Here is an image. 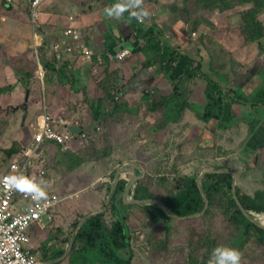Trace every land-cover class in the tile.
<instances>
[{
	"label": "crops",
	"instance_id": "crops-1",
	"mask_svg": "<svg viewBox=\"0 0 264 264\" xmlns=\"http://www.w3.org/2000/svg\"><path fill=\"white\" fill-rule=\"evenodd\" d=\"M190 2L143 0V7L150 15L141 22L133 19L129 12H124L119 18L108 17L104 10L114 4L109 0H46L40 7L39 19H31L34 28L38 30L51 24L46 33L31 29L11 16L6 18V29L13 34L7 36L10 41L7 45L4 36L1 45L10 63L13 62L17 67L7 65L6 59H0V112L3 113L0 115V126L2 123L7 126L5 134L9 140L6 141L8 151L5 158L10 160L3 173L10 172L13 163L22 162L30 154L36 134L42 130L46 116L51 115L70 123L60 124V129L64 132L71 131L70 127L82 128L81 132L71 131L78 139L74 142L72 152H79L86 146L81 139L82 133H86L89 142L96 141L94 153L103 167H110L114 161L116 166L111 169L116 170L118 164H121L116 173L120 176L124 168L128 170L135 167L139 179H143L150 173L158 175L170 163H177V169L183 172L187 167L184 163L186 160L182 158L185 153L193 155V162L204 161L199 157L200 153H212L210 162L218 161L215 164L218 169H231L237 186L243 193L250 195L240 184V176L243 174L240 163L228 160L230 152L224 145L231 141L229 134L233 138L239 132L244 148L238 152L245 155L243 159L249 163L244 173L252 170L264 172V158H258L260 154H264V105L257 104L253 99L258 88L264 86V51L259 49V44L263 41L251 44L241 31L224 25L223 22L214 21L213 29L202 23L196 27ZM6 6L10 9L9 5ZM61 15H64V24L54 22ZM69 28L80 31L79 41L66 36L65 31ZM153 34L162 46L166 45L179 56L187 68L194 72L193 76L182 75L173 81L170 74L172 71L165 69L168 67L166 63L163 67L159 63L149 65V56L154 57V52L147 48V44ZM55 44H60L63 48L62 60L55 56ZM68 45L75 48L74 53L66 52ZM253 46V53L248 54ZM201 47L205 48L204 52L200 50ZM124 49L132 50V54L122 61L116 60V52ZM87 50H93L95 55L89 58L85 54ZM205 50H211L213 57ZM241 55L247 57L239 65L237 62ZM226 56L230 61L233 60L234 65L224 68L222 73L218 72L226 66ZM99 57H103L102 64L98 62ZM49 64H52L50 68ZM111 75L117 76L116 87L112 91L114 98L109 97L104 90ZM206 76L221 87L225 97L223 121L219 124L217 120H203L208 104ZM177 84L178 89L175 88ZM236 92L241 93V98L252 100H238ZM250 110H253V115L249 114ZM232 114L233 122L227 125ZM257 118L262 123L250 134V122ZM108 145L110 150H121L130 159L116 163L112 151L109 155ZM52 147L61 148L55 142H46L39 149L34 156L38 159L34 171L44 169L50 175L46 150ZM137 149L141 153L138 157L134 154ZM14 152L22 156L19 161L11 159L10 154ZM226 160L228 162H220ZM213 168L205 171H217ZM34 171L30 174L33 173L36 178ZM204 177L205 175L201 179L202 188ZM46 178L38 183L41 188L44 187ZM263 190L264 188L257 189L255 193ZM58 192L56 190L54 194H59ZM125 194L126 191L123 193L126 202ZM106 210L107 208L92 214L100 215L106 213ZM256 223L264 226L263 222ZM43 225L31 229L32 241L28 245L36 255L40 249L35 240L36 234L42 230ZM78 230L72 239H67L68 244L64 248L66 252L62 258L72 255L80 232ZM235 245L234 242L231 248ZM45 252L47 251L44 249L43 253ZM62 258L56 262L60 263ZM51 263H55V260L46 263L39 261V264Z\"/></svg>",
	"mask_w": 264,
	"mask_h": 264
},
{
	"label": "rangeland",
	"instance_id": "rangeland-1",
	"mask_svg": "<svg viewBox=\"0 0 264 264\" xmlns=\"http://www.w3.org/2000/svg\"><path fill=\"white\" fill-rule=\"evenodd\" d=\"M33 1L34 0H15L13 3L9 4L8 0H0V59H6L7 65L16 66L13 62L10 63L6 53H4L3 45H1L4 36L6 37L5 43L7 45V42H10L7 36L13 34L11 30L7 31L6 29V18L11 16L16 21L22 22L30 26L31 29H36L38 32L41 31V33H46L45 31L50 28L49 25L51 24L45 25L41 30L34 28V22L31 21L33 10L31 3ZM190 1L189 6L192 9L191 15L195 19L193 23L196 27H199L202 23L205 24L204 26H209L213 29L215 27L214 21L219 23L223 22L224 25L227 24L229 27L239 32L241 31L244 38L248 41L250 40L251 44L254 42L256 44L257 41H259V43L263 41V43L259 44V49L264 51V7L257 12V21L261 22L262 27L258 30V33H255L252 23L244 20L242 17L243 12L249 11L255 7V3L252 1ZM44 2H46V0H43L38 6L39 12ZM6 3L10 6V9L7 8ZM250 15L252 14L249 13L247 18ZM63 16L64 15H61L55 18V21L53 19V21L64 24V22H62L64 21ZM216 17L218 20H216ZM248 33H251L254 37H259L253 40L249 39ZM201 48L200 50L204 52L205 48ZM253 50L254 46L248 54L253 53ZM205 51L208 55L213 57V52L211 50ZM216 53H218V49ZM246 57L247 55H241L237 63L240 65ZM224 60L226 66L218 72L222 73L224 68L234 65L232 62L233 60L230 61L228 56H226ZM263 89L264 86L258 88L253 96L254 100H257ZM236 96L238 100L242 97L239 92H236ZM241 99L245 102L252 100L247 97ZM249 114L253 115V110H250ZM0 115L2 116L3 113L0 112ZM0 121H2V118H0ZM3 125L2 123L0 126V174L6 171L10 163V160H6L5 158L6 151H8L6 148V143L8 142L6 141L9 140V137L5 134L7 126ZM229 138L231 141L229 140L228 145H224L226 150L230 152L229 156H226L229 157L228 160H231V162L240 163L243 172L240 176L241 187L244 190L247 189L245 192L253 196L257 189L262 190L264 188V172L261 170H252L245 174L244 170L249 167V163L243 159L245 155L238 152V150L244 148L240 140L241 137L239 132L235 133L233 138H231L229 134ZM96 145V141L92 140L86 144L85 147L81 148L79 152L67 153L57 147L46 150L48 158L47 163L51 173L46 178V182L42 188L45 193L49 195L54 194L56 190H58L59 194L67 197V201L63 203L59 210H55V212H58L56 219L52 222H48L47 225H43L42 230L37 231L35 240L37 245H40L39 253L37 254L40 262L44 260L46 254L51 256V252L53 254L56 250L54 246L50 245V238H52V236L59 238L61 243L67 239H72V236L78 230L76 224L89 214L107 208V220L109 224L114 222L118 215L116 216V213L113 214L111 212L110 209L112 204H115L117 211L122 216H125L126 225L131 232V246L134 252L132 264H207L212 249L217 245L223 244L232 247L235 242V237H237L235 236L237 229L234 224L229 221V217L226 215L228 212L227 207H225V203L223 202L219 203L217 201L211 208L208 207L211 210L209 214L187 219H176L171 216L170 220L152 219L145 208L146 206L129 205L126 203L129 201H124L123 194L118 195L117 201L110 199L109 204H107L111 188L114 184L115 175L117 170L121 167V164H118V169L116 170L111 169L116 166L114 161H112L110 167H103L101 161L97 159L94 153L97 148ZM133 145H136V143ZM112 149L113 150H110L109 145L107 146L109 155L110 151H112V157H116V163H121L130 159V156L128 154H123L121 150L115 151V148ZM128 152H130V150H128ZM139 153L137 149V152L134 154L138 157L140 156ZM10 155L13 161H19L22 157L16 152ZM199 157L203 158L204 161L193 162L195 161L193 160V155L187 152L182 156V158L186 160L184 163H186L187 166L183 169V172L177 169L179 168L177 163H170L164 170H160L158 175L156 173H150V175H145L144 179L137 181L143 184V186L147 185L149 191L154 194L155 199L174 194L177 191L176 180L183 176L195 175L199 177L203 171L216 167L215 164L218 163V161L210 162L209 159L212 158V153H200ZM258 158L262 160L264 154H260ZM42 163L45 164L44 161H42ZM106 168H108V170H106ZM218 168L216 167L213 169L217 170ZM125 169L126 168H124V171ZM128 171L122 172V179L130 180V178L138 176L137 171V175L132 173L133 170H130L131 172ZM151 171L154 172L153 170ZM243 175L245 176L243 177ZM131 197L132 192L129 193L128 198L131 199ZM122 198L126 204L124 202L122 203ZM132 200H134V198ZM252 219L257 222L254 217H252ZM44 220L48 221V218L45 217ZM44 249L47 252L43 253ZM235 249H238L242 253L241 264H264V247L259 244L255 236L245 239L242 243L238 244ZM69 263L70 255H67L62 258L61 262L58 264Z\"/></svg>",
	"mask_w": 264,
	"mask_h": 264
},
{
	"label": "trees",
	"instance_id": "trees-1",
	"mask_svg": "<svg viewBox=\"0 0 264 264\" xmlns=\"http://www.w3.org/2000/svg\"><path fill=\"white\" fill-rule=\"evenodd\" d=\"M114 4L117 0H109ZM228 1V0H222ZM241 2L243 0H240ZM255 3V7L249 11H245L242 14L244 20L251 22L254 27V32L258 33V30L262 27L261 22L257 21V12L264 7V0H248ZM9 4L13 3L9 1ZM7 5V3H6ZM10 7V6H9ZM251 13L247 18V15ZM249 39H257L259 36L254 37L251 33H248ZM147 48L154 52V57L149 56V65L163 64L166 63L168 67H165L167 71H172L171 77L173 81L178 80L182 75L191 77L194 72L187 68L186 64L179 59V56L172 52L166 45L162 46L160 41L157 39L156 35H150ZM108 58V57H107ZM52 64H49V68ZM48 67V66H47ZM199 70L201 68L198 67ZM208 86L206 90V111L203 114V120L206 122H211L212 120H217V124L223 121V110L225 105V97L222 95L221 87L214 82L211 78L207 77ZM187 79V78H186ZM117 83V76L111 75L108 77L107 82L104 85V90L109 97H115L112 91L115 89V84ZM178 89V84L175 86ZM177 91V90H176ZM174 93H177V92ZM172 100H170L171 102ZM257 104L262 103L264 105V89L259 94ZM235 102V101H234ZM168 104V102H167ZM187 107H190L187 106ZM225 116V115H224ZM234 115H231V120L227 124L229 125L233 121ZM225 118V117H224ZM261 119H252L250 122V134L254 132L255 129L261 124ZM70 153V152H67ZM129 170V171H128ZM125 170L124 172L133 170L132 173L136 174L137 168H131ZM35 175L31 173L26 181L28 183L38 184L40 180L34 178ZM114 177V176H113ZM46 178V177H45ZM197 176H183L177 181L176 189L174 194H170L165 197H159V201L165 205V207L172 212L176 213L181 217H187L190 215H196L202 213L205 209V200L201 194L200 187L197 183ZM35 180H38L34 182ZM233 180L234 177L231 173H210L205 175L203 181V191L206 193V197L209 201V207L211 208L215 202L225 203L227 207L226 215L229 217V221L232 222L237 229L235 233V243L233 248H237V245L242 243L245 239L255 236L259 242L264 247V229L250 220L248 216L244 214V211L250 213H258L259 216H253L258 222H263L264 224V190L256 192L253 196L247 195L241 191L239 187H236L235 194L237 200L242 207L237 203L234 198L233 193ZM130 180L122 179L119 181L116 190L112 196L113 201H117L118 195H122L129 184ZM132 192V197L134 200H147L155 199L153 193H151L143 184L137 185ZM157 199V200H158ZM123 203V198H122ZM152 219L159 220H170L171 216L164 212L157 205H149L145 207ZM210 208L205 211L204 214H209L211 212ZM111 212L116 213V220L112 222L109 226L106 213L94 216L87 220L84 226L81 228L77 235L76 242L74 245V250L70 256V264H132L133 260V250L131 246V232L128 230L126 225L125 216H122L116 208L115 204L111 205ZM57 217V212H53ZM120 217V218H119ZM79 222L76 224V228L79 227ZM41 226V225H40ZM38 224L33 227V230L40 227ZM50 245L56 248L55 252L51 256L46 255L43 262H48L52 260H57L65 255V247L68 244V240L61 243L59 238L52 236L50 239ZM58 264V262L51 263Z\"/></svg>",
	"mask_w": 264,
	"mask_h": 264
},
{
	"label": "built area",
	"instance_id": "built-area-1",
	"mask_svg": "<svg viewBox=\"0 0 264 264\" xmlns=\"http://www.w3.org/2000/svg\"><path fill=\"white\" fill-rule=\"evenodd\" d=\"M42 1L34 0L31 3L34 21L39 19L38 4ZM65 34L76 41L81 39V33L76 28L67 29ZM65 49L67 53L75 52V48L70 45ZM54 50L56 58L62 60L64 55L62 46L55 44ZM85 54L89 58L95 55L93 50H87ZM131 54L132 50L124 49L116 52L114 58L122 61ZM98 62L102 64L103 57H99ZM60 124L68 125L70 123L63 118L56 119L47 115L42 130L35 136L30 154L22 162L13 163L11 171L0 176V264H39L38 256L28 245L32 241L31 229L37 224H45L47 221L44 220L45 217L49 222H52L53 212L67 200L59 194L36 199L21 190L28 189L33 184V182L28 183L26 179L30 172L36 169L35 162L38 159L34 156L46 142L57 143L65 152L74 150V142L78 140L75 138L76 134L71 131H62ZM81 139L85 141L84 145L89 143L86 133H82ZM34 172L39 180L49 176L44 169ZM16 180L20 181L18 186L14 184Z\"/></svg>",
	"mask_w": 264,
	"mask_h": 264
},
{
	"label": "clouds",
	"instance_id": "clouds-1",
	"mask_svg": "<svg viewBox=\"0 0 264 264\" xmlns=\"http://www.w3.org/2000/svg\"><path fill=\"white\" fill-rule=\"evenodd\" d=\"M104 11L106 15L111 18H119L124 12H129L133 19L141 22L150 15L148 10L143 7V0H117L115 4L105 8ZM19 183V180L14 181L16 186H18ZM21 190L27 192L36 199L46 196L43 188L35 183H33L30 188ZM252 213L253 212H251V216ZM241 260L242 253L238 249L219 244L212 249L207 264H241Z\"/></svg>",
	"mask_w": 264,
	"mask_h": 264
},
{
	"label": "water",
	"instance_id": "water-1",
	"mask_svg": "<svg viewBox=\"0 0 264 264\" xmlns=\"http://www.w3.org/2000/svg\"><path fill=\"white\" fill-rule=\"evenodd\" d=\"M70 129H71V131H73V132H81V131H83L82 130V128H75V127H70ZM224 172H229L230 173V171H204L202 174H201V176L197 179V183H198V185H199V187H200V190H201V194H202V196H203V199L205 200V209L203 210V212L202 213H199V214H197V215H190V216H187V217H180V216H178V215H176L174 212H172V211H170L169 209H167L159 200H157V199H150V200H128L129 198V193H130V190H132V186H133V184H135L136 182H137V180H138V177H133V178H130V182H129V184H128V186H127V188H126V194H125V200L126 201H129V202H127V203H129V204H136V205H141V206H146V205H157V206H159V207H161L167 214H169L170 216H172V217H174V218H176V219H187V218H192V217H196V216H200V215H202V214H204L205 213V211L208 209V207H209V201H208V199H207V197H206V193L203 191V189H202V187H201V179H202V177L204 176V175H206V174H210V173H224ZM121 180V176H120V174H116V176H115V179H114V184H113V186H112V188H111V192H110V197H111V199H112V196H113V194H114V192H115V190H116V187H117V185H118V183H119V181ZM236 186V183L234 182V187ZM235 190V189H234ZM110 197H109V201H110ZM236 200H237V197H236V195H235V197H234ZM237 203H238V205L240 206V203H239V201L237 200ZM108 204H109V202H108ZM240 208L242 209V207L240 206ZM243 210V209H242ZM244 211V210H243ZM244 214L246 215V216H248L249 218H250V220L251 221H253L254 223H256V221L254 220V219H252V217H250V213H248V212H246V211H244ZM98 214L96 213V214H92V215H90V216H88L87 217V219H84L83 220V222L80 224V226H79V228H81L82 227V225L88 220V219H90V218H92V217H94V216H97ZM256 224H258V223H256ZM259 225V224H258ZM260 226V225H259ZM263 228H264V226L263 225H261ZM260 226V227H261ZM80 230V229H79ZM78 230V231H79Z\"/></svg>",
	"mask_w": 264,
	"mask_h": 264
},
{
	"label": "flooded vegetation",
	"instance_id": "flooded-vegetation-1",
	"mask_svg": "<svg viewBox=\"0 0 264 264\" xmlns=\"http://www.w3.org/2000/svg\"><path fill=\"white\" fill-rule=\"evenodd\" d=\"M231 169H225V168H220V169H217V171H230ZM224 173H229V172H224ZM230 173L233 175V177H234V180H233V193H234V197H235V190H236V187H238L237 186V184H236V186L234 187V182L236 183V178H235V175L230 171ZM135 177H138V176H135ZM140 179H142V177L140 178ZM139 179V177H138V180H140ZM143 179H144V177H143ZM137 185H140V183H138V181L135 183V184H133V186H132V190H133V188H134V191H135V188H136V186ZM144 187H146L147 189H148V187H147V185H144ZM235 189V190H234ZM149 190V189H148ZM133 199V197H131V199H129L130 201ZM129 204V203H128ZM163 204V203H162ZM129 205H136V204H129ZM164 205V204H163ZM139 206V205H138ZM146 206H149V205H146ZM165 206V205H164ZM161 208V207H160ZM162 209V208H161ZM163 210V209H162ZM165 212V211H164Z\"/></svg>",
	"mask_w": 264,
	"mask_h": 264
},
{
	"label": "bare ground",
	"instance_id": "bare-ground-1",
	"mask_svg": "<svg viewBox=\"0 0 264 264\" xmlns=\"http://www.w3.org/2000/svg\"><path fill=\"white\" fill-rule=\"evenodd\" d=\"M259 215H260V214H255V213L252 214V216H259Z\"/></svg>",
	"mask_w": 264,
	"mask_h": 264
}]
</instances>
